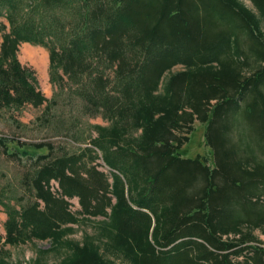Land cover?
Segmentation results:
<instances>
[{
  "label": "trees",
  "instance_id": "trees-1",
  "mask_svg": "<svg viewBox=\"0 0 264 264\" xmlns=\"http://www.w3.org/2000/svg\"><path fill=\"white\" fill-rule=\"evenodd\" d=\"M250 1L0 0V110L67 92L107 122L75 152L0 135V156L29 169L21 195L0 189V264H23L5 246L34 239L67 253L29 264H264V0ZM22 43L48 50L52 98ZM196 122L213 166L181 155Z\"/></svg>",
  "mask_w": 264,
  "mask_h": 264
},
{
  "label": "rangeland",
  "instance_id": "rangeland-1",
  "mask_svg": "<svg viewBox=\"0 0 264 264\" xmlns=\"http://www.w3.org/2000/svg\"><path fill=\"white\" fill-rule=\"evenodd\" d=\"M245 4L253 8L250 0H242ZM6 20L0 18V22ZM0 32V40H1ZM20 60L23 64L32 67L38 76L40 87L45 95L49 98L54 96L55 88L49 78V52L42 46L32 45L30 43H22L19 53ZM183 67L178 65L174 67V71L180 70ZM100 123L106 125L107 122L101 117H91L82 112L81 102L69 95L67 92L61 94L58 103L53 105L51 109H46V105L35 107L26 105L20 111L13 109L0 110V135L14 139H20L27 142H51L58 149L68 152H75L79 147L90 145L91 137L96 136V132L92 124ZM196 129L191 133L190 140L182 150L183 157H196L197 155L205 156L211 166L214 165V157L211 148L205 142L206 124L201 122L195 123ZM11 151L18 150L15 143H10ZM0 150L3 148L0 147ZM20 151H27L32 155L38 153H46L47 149H35L26 146ZM103 170L109 172L110 169L104 165L103 160H97ZM28 167L23 166L17 159L9 157L6 153L0 156V189L5 193V199L9 200L13 195H21L22 191L19 188V181L22 174L28 171ZM52 189H58V183L52 181ZM14 203V201H13ZM71 209L77 212L80 209L79 200L77 197L71 199ZM7 218L4 207L0 204V234L3 239L0 241V246L4 241L6 231L4 222ZM103 217H92L91 220H86L81 225H74L75 232L67 238L80 240L85 233H92L97 228L98 221ZM257 235L264 240V234L261 231L256 232ZM12 256L14 263L22 262L29 264L39 255L43 261L53 263L59 261L66 253V247H58L52 240L34 239L24 244L11 246L6 245ZM44 250L45 252H40Z\"/></svg>",
  "mask_w": 264,
  "mask_h": 264
}]
</instances>
